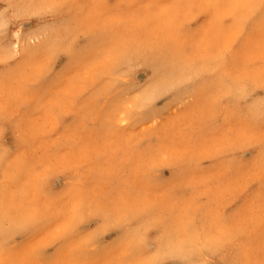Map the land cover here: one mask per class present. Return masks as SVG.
<instances>
[{
  "label": "snow or ice",
  "instance_id": "6c2138e0",
  "mask_svg": "<svg viewBox=\"0 0 264 264\" xmlns=\"http://www.w3.org/2000/svg\"><path fill=\"white\" fill-rule=\"evenodd\" d=\"M21 7L10 4L0 13V68L15 79L20 109L19 116L8 115L0 125L5 132L17 134L18 152L27 110L35 107L48 112L55 131L60 133L53 149L57 158L59 152L71 149L87 161L90 134L102 133L107 143L129 126L119 104L102 107L104 97L111 96L115 87L107 76L122 64L123 41L114 29L141 20L143 9L159 5L141 4L140 11L129 16L104 12L105 5L98 0H47L23 6L22 12ZM184 7L191 19L213 16L220 23L226 18L232 22L208 63L171 85H190L193 96L207 89L208 107L206 111L189 109L163 125L153 120L135 141V152L149 183H155L167 198L161 213L171 211L180 226L191 228L196 216L208 215L213 209L205 203L211 194H197L190 181L204 157L188 153L193 148L222 144L221 151L228 153L223 179L247 196L244 213L238 220L218 213L221 225L226 227L198 249H189L170 238L159 219L153 226L160 235L153 241L147 229L134 230L126 219L114 222L101 207L85 214L82 208L89 192L99 194L105 185L107 195L116 204L125 203L134 194L122 176L132 171L131 161L121 159L117 165L110 162L108 153H98L92 158L96 167L91 169L86 184L82 179L83 164L38 171L33 197L26 205L18 203L21 193L7 177L0 181V215L12 221L0 241V264H264V131L257 142L252 128L244 126V121L258 117L264 130V94L256 96L257 89L264 90V0H232L223 9L214 0H190ZM241 9H246V14L239 15ZM32 17L36 19L23 33L14 32L17 24ZM187 27L185 21L181 31ZM45 36L54 41L51 47H30ZM174 39L182 43L179 35ZM57 60L62 67L50 75ZM257 64L261 70L250 71ZM77 80L89 81L95 93L89 96L83 89L76 91ZM222 81L240 83L233 91L224 92ZM158 95L160 90H153L138 107L150 106ZM226 100L229 103L225 109L217 110L216 106ZM241 105L247 107L246 112L239 111ZM196 121L198 127L194 125ZM126 139L130 141L131 137ZM162 169H168L171 176L164 178ZM181 179L183 183H178ZM186 190L193 195L185 199L177 213L172 201L177 193ZM135 195L143 196L144 190L135 191ZM257 223L260 233L253 239L251 232ZM205 253L211 259H206Z\"/></svg>",
  "mask_w": 264,
  "mask_h": 264
},
{
  "label": "clouds",
  "instance_id": "9594fccd",
  "mask_svg": "<svg viewBox=\"0 0 264 264\" xmlns=\"http://www.w3.org/2000/svg\"><path fill=\"white\" fill-rule=\"evenodd\" d=\"M84 3L97 2V0H81ZM105 5L104 12H118L124 16H129L140 11L142 0H98ZM190 0H172L173 7L170 11L176 16V25L171 32L151 33L141 29H135L128 25L117 26L114 32L117 38L123 41L121 48L122 64L114 69L108 76L107 80L115 82L114 90L111 96L104 97L102 107L119 104L122 111L127 114L129 126L126 131L116 134L114 137L119 138L125 151L131 150L135 155V141L140 137L144 129L149 127L153 120H160L163 125L169 118L182 115L189 109L196 108L205 111L208 107L205 97L208 95V90L204 89L197 96L192 95L191 86L172 87L176 82L185 79L191 72L204 66L208 63L215 48L218 47L223 40V30L218 31L210 37V47L207 54H200L195 46V37L181 31L183 23V13L187 12L184 7ZM203 3L206 0H197ZM221 9L232 3V0H214ZM47 3V0H34V4ZM246 9H241L239 15L246 14ZM50 22V21H45ZM175 35H179L182 43H177L174 39ZM54 41L50 37L37 39L35 44L30 45L34 49H46L51 47ZM23 44V42H22ZM23 50V47H22ZM62 65L57 60L53 65V72L50 75H55L60 70ZM261 70L260 65L252 67L250 71L258 73ZM150 73V74H149ZM240 82H221L220 87L224 92H231L235 87L239 86ZM99 86H103L102 84ZM159 89L160 95L146 108H139L138 104L145 96L151 94L153 90ZM96 91L95 87L90 89L89 95H93ZM264 94V90L257 89L256 96ZM17 91L14 77L6 75V70L0 68V121H3L8 115H20V111L16 102ZM250 99L248 103H251ZM229 101H225L217 105V110H224ZM131 107H128V106ZM240 112H246L247 107L241 105ZM113 119H116L113 113ZM195 127L199 126V122H194ZM245 127H251L257 142L262 135V128L258 117L252 120L244 121ZM130 134H136L132 136ZM22 145L25 151H28L29 145L26 139V132L22 129L21 132ZM131 137L129 141L126 139ZM196 148L188 153L189 156L194 155ZM222 159H228V153H224ZM7 161L0 160V168H4ZM90 172L82 171V179H89ZM223 179V177H222ZM224 181H227L223 179ZM149 183V176L144 172L137 176L135 183L129 181V184L134 190V194L127 197L129 203L116 204L113 198L107 195L108 187L105 185L99 194L89 192L85 198L82 212L87 214L96 207H101L111 214L113 221L126 219L131 226L134 223L141 221H150L152 217H157L160 223L168 230L169 236L172 239L180 240L189 249H198L195 236L197 231H214L220 224L221 219L216 211L217 209V189H209L210 197L206 199V204L213 211L205 216H196L195 223L191 228H184L179 225L177 215L171 211L161 213L160 209L167 206V198L164 196L154 207L144 209V215L135 217L134 209L130 203L136 202L141 196L135 195V191L144 190V185ZM178 183H183V179ZM225 195L234 197L232 207L245 204L247 196L243 191H240L233 184L231 193ZM245 210V208H244ZM229 208L225 207L222 211L223 215L228 217ZM259 209H257V213ZM244 213V211H243ZM242 213V214H243ZM12 224L11 220L0 215V241H2L5 233ZM260 233V225L257 223L254 230L251 232V237L257 239ZM207 259V258H206Z\"/></svg>",
  "mask_w": 264,
  "mask_h": 264
},
{
  "label": "rangeland",
  "instance_id": "374dc122",
  "mask_svg": "<svg viewBox=\"0 0 264 264\" xmlns=\"http://www.w3.org/2000/svg\"><path fill=\"white\" fill-rule=\"evenodd\" d=\"M142 3L146 5H159V7L151 10L143 9L140 13L143 18L136 22H130L128 26L151 33L163 34L164 32H171L176 25V16L165 6L172 3V0H142ZM10 4L21 5L20 11L22 12L24 11L23 6L34 4V0H0V13H3ZM11 14L9 12V15ZM35 19L36 17H32V19L17 24L14 32L21 31L23 33L26 26L33 24ZM185 21L188 22L185 32L195 37V46L200 54H207L210 47V37L213 34L223 30L224 38V33L230 29L232 23L227 18L223 23H220L213 16H196L195 19H191L189 12L183 13V23ZM29 31H32V29H29ZM92 87L89 81L82 80H77L74 85L76 91L83 89L88 94ZM18 110L20 111L19 108ZM26 115L27 123L23 130L26 132V139L29 145L28 151H25L23 145L20 146L18 152L15 151L17 134L11 130L5 132L2 125H0V160L7 161L5 167L0 168V181L5 180L7 177L14 188L21 193L22 199L18 203L26 205L32 199L34 185L38 179V171L42 172L53 166L74 167L83 164L85 166L82 171L87 173L96 167V163L92 158L98 153H108L110 162L117 165L121 159L131 161L132 171L122 174L123 178L128 181L135 183L137 176L145 172L140 166L137 154L133 155L131 150L126 152L119 138L113 137L111 141L106 143L102 133L90 134L91 141L87 161L82 159L79 153L73 152L71 149L59 152V157L57 158L53 149L56 148L57 142L60 140V133L55 131L52 116L48 112L38 111L35 107L28 109ZM130 135L136 136V134ZM222 147V144H217L216 146H209L207 148H196L195 154L203 156L204 159L201 167L195 171L190 181L193 187L197 189V194L208 192L209 189H217L219 195L216 211L220 213L227 207L230 209L227 213L228 217L238 220L244 211L246 203L233 208L234 197L225 195V193H231L233 183L222 179L223 175L227 172V160L222 159L224 154L221 151ZM161 175L167 178L171 176V172L168 169H162ZM256 190H259V186H257ZM192 195L193 192L190 190L180 191L176 194L172 205L177 213L180 211L185 199L191 198ZM163 197L162 190L155 183H146L144 185V195L136 202L130 203V206L134 209V216H143L144 209L154 207ZM125 203L129 202L126 201ZM157 219V217H152L150 221L145 220L134 223L132 228L134 230L147 229L150 238L155 241L160 235L157 228L153 226ZM221 227L226 226L220 224L214 231H197L195 236L197 244L200 247L207 245L219 233ZM176 242L179 243L180 240L177 239ZM205 258L211 259V257L207 256V253H205Z\"/></svg>",
  "mask_w": 264,
  "mask_h": 264
},
{
  "label": "bare ground",
  "instance_id": "6f19581e",
  "mask_svg": "<svg viewBox=\"0 0 264 264\" xmlns=\"http://www.w3.org/2000/svg\"><path fill=\"white\" fill-rule=\"evenodd\" d=\"M203 24V23H202ZM197 28V27H196ZM198 30V29H197ZM195 33V32H194ZM194 35V34H193Z\"/></svg>",
  "mask_w": 264,
  "mask_h": 264
}]
</instances>
